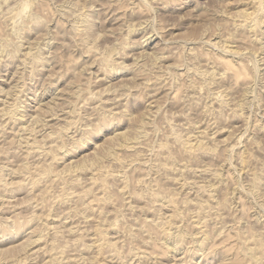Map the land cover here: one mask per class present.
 <instances>
[{"label": "rangeland", "instance_id": "obj_1", "mask_svg": "<svg viewBox=\"0 0 264 264\" xmlns=\"http://www.w3.org/2000/svg\"><path fill=\"white\" fill-rule=\"evenodd\" d=\"M21 1L0 264H264V0Z\"/></svg>", "mask_w": 264, "mask_h": 264}, {"label": "bare ground", "instance_id": "obj_2", "mask_svg": "<svg viewBox=\"0 0 264 264\" xmlns=\"http://www.w3.org/2000/svg\"><path fill=\"white\" fill-rule=\"evenodd\" d=\"M20 2H22L21 0H19ZM23 1H25L24 3H21L18 7H11V6H8V7H11V9L8 11V12H10V13H8V14H13V16H15V15H21L22 14V16H23V13H25L26 14V10L28 9V6H31V3L29 4L28 2H26V0H23ZM30 1V0H29ZM250 1V0H249ZM254 2H255V0H253ZM253 1H251V2H253ZM19 2V3H20ZM31 2H32V0H31ZM35 3V2H34ZM260 3V2H259ZM29 4V5H28ZM13 5V4H12ZM74 5V4H73ZM72 5V6H73ZM15 6V5H14ZM17 6V5H16ZM260 7V6H259ZM8 9V8H7ZM261 9V8H260ZM260 9H258L257 11H259ZM29 11V10H28ZM31 12V11H30ZM263 12V11H262ZM7 13V12H6ZM259 13V12H258ZM28 14V13H27ZM32 14V13H31ZM30 14V15H31ZM34 14V13H33ZM37 14V13H36ZM262 14V13H261ZM7 15V14H6ZM30 15H28V16H30ZM10 16V15H9ZM21 16V17H22ZM35 16V15H34ZM38 16V15H37ZM37 16H36V18H37ZM40 16V15H39ZM81 16H83V15H81ZM251 16H253V15H250V13H244L243 14V18L245 19V21L250 17L251 18ZM258 16H259V14H258ZM7 17V16H6ZM18 17V16H17ZM20 17V18H21ZM26 17V16H25ZM9 18V17H8ZM12 18V17H11ZM14 18V17H13ZM32 18H34V17H32ZM32 18L30 17V19H31V21H32ZM39 18V17H38ZM253 18V17H252ZM17 19V18H16ZM23 19H26V18H22V21H23V23H24V20ZM39 19H41V18H39ZM38 19V20H39ZM83 19H84V17H83ZM37 19H34V25H37L38 23H40V25H41V22L40 21H42V20H40V21H38ZM242 20V19H241ZM250 20H252V19H250ZM253 20H254V18H253ZM252 20V21H253ZM261 20V19H260ZM28 21H30L29 19H28ZM27 21V23L29 24V22ZM251 21V22H252ZM82 22V21H81ZM243 22V21H242ZM26 23V22H25ZM26 23V24H27ZM89 23V22H88ZM87 23V24H88ZM244 23V22H243ZM87 24H84V25H86L87 26ZM252 24V23H251ZM257 24V22L256 21H253V25L252 26H257L256 25ZM23 25V24H22ZM21 25V26H22ZM25 25V24H24ZM40 25H37V26H40ZM44 25H45V23H44ZM28 26V28L30 27V26H32V25H27ZM42 26V25H41ZM83 26V25H82ZM85 26V27H86ZM23 27V26H22ZM35 27V26H34ZM44 27V26H43ZM42 27V28H43ZM74 27V26H73ZM250 27V26H249ZM28 28H26V29H28ZM33 28V27H32ZM37 28V27H36ZM39 28V27H38ZM244 28V27H243ZM246 28V27H245ZM255 28V27H254ZM72 29V28H71ZM74 29V28H73ZM251 30H253L252 28H250ZM74 30H79V28L78 27H76V25H75V29ZM71 31V30H70ZM73 31V30H72ZM71 31V32H72ZM78 35V34H77ZM245 37V36H244ZM247 37V36H246ZM245 39V38H244ZM247 39H248V37H247ZM16 48V47H15ZM29 51H32V50H29ZM28 51V53H27V55H25L24 53H23V56L25 55L28 59L30 58V60H31V62H33V61H35V59H37V56L33 53V52H29ZM26 53V52H25ZM22 55V54H21ZM107 57V56H106ZM16 59V58H15ZM38 59H39V57H38ZM109 60V59H108ZM108 60H105V61H108ZM24 61H25V57H24ZM38 61V60H37ZM110 61V60H109ZM106 63V62H105ZM37 64V63H36ZM35 64V65H36ZM108 64V63H107ZM106 64V65H107ZM232 64V63H231ZM28 65H33V64H30V63H28ZM35 65H33L34 67H35ZM109 65V64H108ZM30 66H28V67H30ZM31 68V69H30ZM29 69H30V71L33 69V67H30ZM82 69V68H81ZM33 71H34V69H33ZM80 71H82V70H80ZM195 71H197L196 69H195ZM199 71V70H198ZM197 73V72H196ZM198 74V73H197ZM203 74V73H202ZM202 74H201V71H200V75L202 76ZM198 76H199V74H198ZM7 94H9V92H7V91H3L2 89H0V101L7 95ZM3 97V98H2ZM3 104V103H2ZM39 106V105H38ZM43 106V105H42ZM35 107V109L37 108L36 106H34ZM8 109V108H7ZM34 109V108H33ZM39 109V108H38ZM37 109V110H38ZM36 110V111H37ZM39 110H41V108L39 109ZM0 111H2V110H0ZM3 111H5L4 110V107H3ZM11 115V118L12 117H14V120H15V118H17V115H20L18 112H17V110L16 109H14V108H11V106L9 107V109L7 110ZM6 111V112H7ZM35 111V112H36ZM21 113V112H20ZM4 115H6V114H4ZM9 115V114H8ZM2 116H3V114H2ZM23 116V115H22ZM20 118V117H19ZM24 118V117H23ZM17 120V119H16ZM20 120H22V119H20ZM24 129V128H23ZM51 135V134H50ZM49 135V136H50ZM202 143V142H201ZM200 142H199V144H194V145H192L188 140H185V148H186V150H189V151H191V150H193L194 148H199V147H202L203 145L201 144ZM204 144V143H203ZM196 145V146H195ZM32 145L31 144H29V148L31 147ZM125 146V145H124ZM126 146H127V144H126ZM124 147V148H126L127 149V147ZM133 146V145H132ZM204 147V146H203ZM203 147H202V149H203ZM129 148V147H128ZM196 149V150H197ZM201 149V148H200ZM241 155H242V153H241ZM244 156V155H243ZM242 158V157H241ZM170 160V159H169ZM244 161V160H243ZM23 170H25V169H23ZM16 171H12V173H15ZM93 180V179H92ZM93 182V181H92ZM198 231H199V229H198ZM200 233V232H199ZM203 235V234H202ZM201 235V236H202ZM179 236V235H178ZM205 237V236H204ZM180 238V237H179ZM205 239V238H204ZM203 242V241H202ZM173 249V248H172ZM239 260V259H238ZM53 262V261H52Z\"/></svg>", "mask_w": 264, "mask_h": 264}]
</instances>
